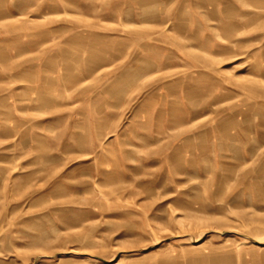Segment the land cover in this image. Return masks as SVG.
I'll use <instances>...</instances> for the list:
<instances>
[{
    "label": "rangeland",
    "instance_id": "obj_1",
    "mask_svg": "<svg viewBox=\"0 0 264 264\" xmlns=\"http://www.w3.org/2000/svg\"><path fill=\"white\" fill-rule=\"evenodd\" d=\"M0 10V264H264V0Z\"/></svg>",
    "mask_w": 264,
    "mask_h": 264
},
{
    "label": "crops",
    "instance_id": "obj_2",
    "mask_svg": "<svg viewBox=\"0 0 264 264\" xmlns=\"http://www.w3.org/2000/svg\"><path fill=\"white\" fill-rule=\"evenodd\" d=\"M1 2V0H0ZM8 4V5H7ZM5 4V6H11L9 3ZM62 9H58V11H61ZM0 11H7V10H0ZM8 11L12 12L15 11L14 9H9Z\"/></svg>",
    "mask_w": 264,
    "mask_h": 264
}]
</instances>
